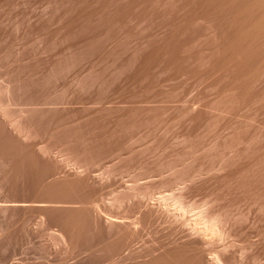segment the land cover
Masks as SVG:
<instances>
[{"label":"rangeland","instance_id":"1","mask_svg":"<svg viewBox=\"0 0 264 264\" xmlns=\"http://www.w3.org/2000/svg\"><path fill=\"white\" fill-rule=\"evenodd\" d=\"M0 264H264V0H0Z\"/></svg>","mask_w":264,"mask_h":264},{"label":"bare ground","instance_id":"2","mask_svg":"<svg viewBox=\"0 0 264 264\" xmlns=\"http://www.w3.org/2000/svg\"><path fill=\"white\" fill-rule=\"evenodd\" d=\"M168 198V197H167ZM175 199H177V198H175ZM178 201V200H177ZM176 200H172V203H171V205L175 208V210L177 209V210H180V211H182V209H184L185 210V207H184V205H182V203H180L181 201H179V202H177ZM161 202V201H160ZM161 204V203H160ZM192 210H194V209H192ZM191 210V211H192ZM195 211V210H194ZM204 210H202V208H201V210H198L197 212H194L193 214H192V223H193V225H194V227L198 230V231H203V232H208V233H210V234H212V235H215V236H217V237H220L221 236V234H222V231H221V229H220V227H219V222H217V219H215V218H213V216H212V218L210 217V216H208V217H206L207 216V214L206 215H204L203 212ZM175 212V211H174ZM210 217V218H209ZM216 217V216H215ZM190 222V221H189ZM191 223V222H190ZM202 233V232H201ZM200 233V234H201ZM224 233V232H223ZM208 235V234H207ZM223 236V235H222ZM208 239V238H207ZM215 257V256H214ZM218 258V257H217ZM216 263V262H215Z\"/></svg>","mask_w":264,"mask_h":264}]
</instances>
